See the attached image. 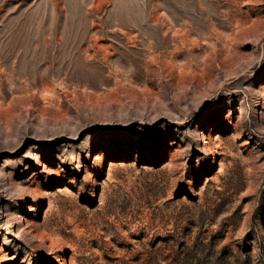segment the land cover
Wrapping results in <instances>:
<instances>
[{
  "label": "rangeland",
  "instance_id": "rangeland-1",
  "mask_svg": "<svg viewBox=\"0 0 264 264\" xmlns=\"http://www.w3.org/2000/svg\"><path fill=\"white\" fill-rule=\"evenodd\" d=\"M0 264H264V0H0Z\"/></svg>",
  "mask_w": 264,
  "mask_h": 264
}]
</instances>
